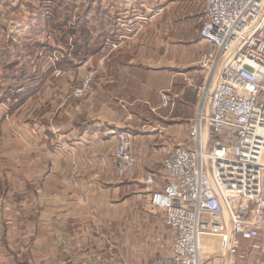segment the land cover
I'll return each instance as SVG.
<instances>
[{"label":"crops","instance_id":"0c3cea01","mask_svg":"<svg viewBox=\"0 0 264 264\" xmlns=\"http://www.w3.org/2000/svg\"><path fill=\"white\" fill-rule=\"evenodd\" d=\"M101 1L99 13L88 11V17H92L88 33L81 36L79 26L71 31V35L75 32L71 58L74 62L61 69L70 75L87 68V59L98 52L91 48L101 46L105 39L128 36V31L120 29L119 20L141 19V15L135 16L131 9L128 15L123 14L128 1ZM31 14L20 20L18 27L19 33L24 34V46H28V54L21 55L19 62H29V65L32 57L40 60L39 49L47 46L51 51L54 46L65 48L64 44L67 45V39L61 41V37L49 35L60 29L56 21L48 24L47 16L53 20L54 14L49 10L45 14L43 9ZM7 28L12 31L9 25L4 31ZM47 36L54 41L47 40ZM183 41L161 44L152 53L154 59L147 67L139 65L131 56L118 60L119 54H115L109 61L115 66L112 80L101 83L97 96L82 101L81 105L70 101L71 115H58L55 123L26 125L21 131L24 139L19 146L10 145L4 152L3 147L0 148V191L6 201L0 216V264H110L103 256L108 255V250L114 254V249L118 248L114 239L117 222L123 221L127 207L137 205L142 199L146 200L148 208L152 189L141 180L127 182L117 178L113 166L100 163L99 157L116 144L114 132L131 133L138 163L136 175L144 179L153 174L159 159V151L153 148L156 144L185 140V131L172 123H189L193 117L196 94L188 85L198 84L202 79L197 65L201 50L198 45L202 43L199 38L190 43ZM145 48L148 52V45ZM123 67H127L126 70ZM26 74L22 73L25 79H32ZM45 78L46 75L41 81L35 80V87L30 85L24 95L45 92ZM106 80H109L107 75ZM161 93H166L169 100L165 108L160 103ZM123 95L128 96V101H124ZM60 96L56 95L57 104ZM164 123L167 125L161 127ZM27 140L33 145L31 152L22 147V143L28 145ZM29 157L33 163L25 161ZM29 170L31 174L27 173ZM127 189H130L129 196L125 195ZM149 209L150 219L157 217L158 213ZM151 225L148 233L153 232L154 224ZM109 226L114 233L103 254L102 240L107 241L104 236ZM140 243L136 238L131 247L126 246L125 264H128V256L133 264V260L142 259V254L149 256L153 252L151 243Z\"/></svg>","mask_w":264,"mask_h":264},{"label":"built area","instance_id":"2783aa9c","mask_svg":"<svg viewBox=\"0 0 264 264\" xmlns=\"http://www.w3.org/2000/svg\"><path fill=\"white\" fill-rule=\"evenodd\" d=\"M31 1L34 12L46 11L40 2ZM125 1L129 4L122 7L123 14L138 0ZM4 9L9 10L7 1L0 0V11ZM30 15L21 11L20 19ZM199 23L202 79L188 85L196 94V105L185 129L186 141L163 145L159 186L154 174L144 180L152 189L149 207L162 214L164 227L173 235L169 254L152 264H242V242L254 252L261 250L264 101L259 93L264 82V0H206ZM129 24L118 21L124 31H129ZM8 25L18 28L19 22ZM64 28L76 30V21ZM126 39L125 35L105 39L96 67H102ZM72 52V39L65 48H52L47 59L55 78L63 75L58 64L70 60ZM87 63L88 71L72 91L73 98L91 91L96 69L92 58ZM159 97L161 106L167 107L166 93ZM113 136L116 144L101 154L99 162L111 164L117 178L132 179L137 164L134 135L114 132Z\"/></svg>","mask_w":264,"mask_h":264},{"label":"rangeland","instance_id":"374dc122","mask_svg":"<svg viewBox=\"0 0 264 264\" xmlns=\"http://www.w3.org/2000/svg\"><path fill=\"white\" fill-rule=\"evenodd\" d=\"M6 1L9 10L4 9L3 11H0V129L2 130L0 133V148L3 147L2 152H4L5 148H10V145L14 147L20 145V143L24 139V134L22 132L26 125L29 126L33 125L34 123L41 122L55 123V119L58 115L63 116L65 114L67 115L68 113H70L71 115V112L69 110L73 105L70 104V101H77L79 102V105H81L82 101L89 100L92 97H95V95L97 96L96 93L97 91H99L101 83H108L112 80L111 74L115 71V66L112 65V63H109V61L115 58V54H119L118 60L123 56H131L135 58V62L139 63V65L147 67L150 61H153L154 59L152 53L155 52L159 48V46H161V44L172 43V45H174L175 43H179V40H187L188 43H190V41L199 38V19L206 5V0H138V4L131 6L130 11H132L135 16L141 15V19H137L138 21H133L132 18H129L130 29L128 33H126L128 35L126 36L127 40L124 41L119 49L112 52L106 58L105 64L102 67H96L98 66L96 62L100 58L97 54L94 57H90L92 58V63L94 64V67L96 69V74L92 80L91 91L87 96L83 98H73L72 91L76 86H78L82 78L85 76L86 72L88 71L87 68H85L84 70H79L80 72H77L76 74L72 73V75L63 71V75L61 77L55 78L53 76V73H49L48 71L51 65L49 60L47 59V56L51 51L47 48V46L39 49L40 52H38V54H40V60L32 57V59L30 60L31 65H29V62H27V64H21L19 62L21 57L28 54V46H24L25 42H23L24 34L15 32L16 30H18V28L16 27H12L11 29L14 32L8 31L9 28L4 31L3 28L7 27L8 24H12L13 22H19V20H21V11H30V13L34 12L32 8V1ZM36 1L42 3L38 4L41 8L43 6L44 9H46L45 13H47V10H49V12H51L52 9L56 10L54 12L55 16H53V20H50V15L47 14L48 24L55 21L57 23V17L59 23L60 21H63L68 15L69 21L66 25H69L73 21H76L80 12L85 10L88 6H90L92 10L95 9V11L99 8L97 7L99 6V0ZM65 6H71L72 10H68L66 14L63 13L60 15L58 11H60V9L64 8ZM56 13L59 15H56ZM128 13L129 11H127V15ZM71 31L72 29L67 30V28L62 29V27H60L59 31L53 30V32L49 33V35L51 36L54 34V37H56L57 39L61 37V41L63 38H67V40L72 39V41H74L75 32L71 35ZM127 41H130V44L127 43ZM199 42H201L200 38ZM199 42L197 43V45L199 44ZM147 45L149 54L148 52H145V47ZM198 47H200L201 50L198 54L197 65L201 55L203 54V43L200 46L198 45ZM6 53L10 54L4 55ZM31 53L32 52H29V54ZM4 59L6 60V62H3L5 61ZM125 68L127 67H123L122 69ZM24 71L25 73H27L26 75H28V77L32 79H25L23 77L24 74L22 75ZM102 73L104 74L101 78ZM45 75L46 78L45 81H43L45 82V84L43 85V91L45 92L40 95H32L26 97L24 95V90L30 87V85L35 87V80L41 81L44 79ZM106 75L109 80H106ZM121 89L123 90L124 88ZM57 94L61 95L60 103L58 104L56 99ZM123 99L124 101H128L129 98L128 96L123 95ZM259 100L264 101V82L259 93ZM79 108L81 109V106H79ZM122 114L124 115L125 112H122ZM133 124L134 123H132V125ZM166 125L167 123L161 124V127H165ZM172 125L177 127V129L180 128L185 131L188 123H172ZM14 126H17V129L19 130H17ZM221 138H224V135H222ZM185 141L186 140L178 141L177 143L173 141L167 144H161L162 142H160L156 144L157 147H153L154 150L159 151V159L157 160V164L155 165V169L153 171L156 179L155 184L157 186L161 184L160 174L161 164L163 161V153L161 149L163 145L184 144ZM27 143V146L22 143V147L25 148L26 151L28 150L29 152H31L33 145L28 140ZM30 157L25 160L27 163L34 162V160ZM137 168L138 163L136 164L134 177L132 179L123 181L128 182L137 179L138 181L141 180L145 183V177L144 179H142V177H140L139 179L137 178ZM27 173L31 174V170L27 171ZM129 190L130 189L126 190L125 195L129 196ZM0 196L2 199L3 211V208L6 205V201L1 191ZM140 201L137 205H131L127 207L125 209L123 221H118L116 224L114 239L117 240L116 247L118 248L114 249V254L109 253L112 250H108V255L105 253V250L110 246L109 244H111V236L114 233V230L111 228V226H109L107 229V233H105L104 237L107 241L102 240L104 243V248L102 251L103 254L105 253L103 256L104 259L107 260V262L110 264H125V248L126 246L131 247L136 238L140 240L143 245L151 243V251L153 252H151L152 254L150 253L151 256L142 254V259L139 258L137 261L133 260V264H152L155 259L165 257L170 252L173 235L171 232H169L168 229H166V227H164L162 214L158 213L157 217H154V219H150V215H148V211L150 210L149 205L147 208L145 199H142V202ZM151 224H154V229L152 233H148V229L152 227ZM147 235L150 239L149 243L147 242ZM258 243L261 247V250L258 252H254L249 249L247 243H241L240 253L244 256L242 264H264V230L260 234ZM139 260L142 262H140ZM127 263L131 264L130 256H128L127 258Z\"/></svg>","mask_w":264,"mask_h":264},{"label":"trees","instance_id":"16d2710c","mask_svg":"<svg viewBox=\"0 0 264 264\" xmlns=\"http://www.w3.org/2000/svg\"><path fill=\"white\" fill-rule=\"evenodd\" d=\"M100 4H101V1L99 0V6H97V7H100ZM48 9V8H47ZM68 10H72L71 9V6H65L64 8H61L60 9V11H58V13L61 15V14H63V13H65L66 14V12L68 11ZM90 10H92L91 8H90V6H88L85 10H83L82 12H80V14L78 15V19L76 20V26H79V28H80V30H81V36L82 35H86L87 33H88V30H89V28L88 27H90V25L92 24V17H88V11H90ZM95 9H93V11H94ZM56 10H51V13L52 14H55L54 12H55ZM96 11H97V13H99V8H98V10L96 9ZM59 14H57L56 13V15H59ZM55 16V15H54ZM69 21V16L67 15L66 17H65V19L63 20V21H60L59 23H58V17H57V25L58 26H60V27H62L63 25H66L67 24V22ZM55 24V25H56ZM63 39H67V38H63ZM67 41V43H68V40H66ZM64 46H66V44H64ZM79 46H77L76 47V51H78L79 50ZM100 48V46L98 47V46H95V47H93V48H91V51H93V52H95L96 50L98 51V49ZM73 52H74V47H73ZM88 57V56H87ZM87 57L85 58V60L87 59ZM72 59H70V60H65V61H63V62H61V63H59L58 64V68H60V69H62V68H65V66L64 65H66V66H69V65H71L73 62L71 61ZM76 60L77 61H79L78 60V58L76 57ZM84 60V61H85ZM80 64H81V62H80ZM49 71V73H52L53 72V69L50 67V69L48 70Z\"/></svg>","mask_w":264,"mask_h":264}]
</instances>
